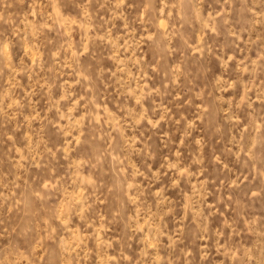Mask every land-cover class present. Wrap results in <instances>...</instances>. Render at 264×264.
I'll use <instances>...</instances> for the list:
<instances>
[{"label": "rangeland", "instance_id": "1", "mask_svg": "<svg viewBox=\"0 0 264 264\" xmlns=\"http://www.w3.org/2000/svg\"><path fill=\"white\" fill-rule=\"evenodd\" d=\"M0 264H264V0H0Z\"/></svg>", "mask_w": 264, "mask_h": 264}]
</instances>
